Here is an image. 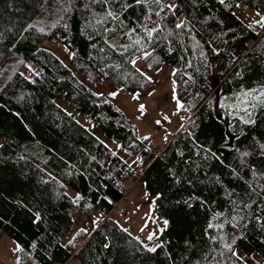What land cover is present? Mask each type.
Instances as JSON below:
<instances>
[{
	"label": "trees",
	"instance_id": "obj_1",
	"mask_svg": "<svg viewBox=\"0 0 264 264\" xmlns=\"http://www.w3.org/2000/svg\"><path fill=\"white\" fill-rule=\"evenodd\" d=\"M262 17L264 0H0V239L16 242L13 264L264 259V106L250 109L253 123L223 106L264 87ZM146 29L158 30L149 39ZM56 40L74 68L45 46ZM141 55L142 70L131 62ZM165 62L188 117L155 155L132 116L88 82L147 95L155 84L143 69ZM136 172L168 222L155 252L114 216ZM85 211L98 213L94 227L73 232Z\"/></svg>",
	"mask_w": 264,
	"mask_h": 264
},
{
	"label": "rangeland",
	"instance_id": "obj_2",
	"mask_svg": "<svg viewBox=\"0 0 264 264\" xmlns=\"http://www.w3.org/2000/svg\"><path fill=\"white\" fill-rule=\"evenodd\" d=\"M45 46L53 50L67 65H69L71 68H74L69 51L63 41H48L45 42ZM142 58V55L135 58V64L141 70ZM139 60L141 61V63L139 62ZM160 71L161 70L156 72L152 71L148 66H145V68L143 69V72L150 78H152L155 84V88L147 95H143L140 92L132 94L125 88H123V91L120 92L121 88H115L110 86L109 84L106 86V83L104 81L97 84L88 82V84L93 89H95L99 93L106 95L108 98H111L117 104L119 102H124L127 98H129L128 96H131L133 98L138 97L135 98L136 102L129 100V102L133 105L132 111H129L128 108L123 109L128 113H132L134 112V110L140 111V105L145 106L143 113H137L135 116H132L131 120L137 126L139 136L151 137L154 144V153H156L157 150L161 149L162 145H165L169 141L168 139H166L165 133H168L170 135L176 133L179 128L183 126L188 117L187 110L178 107L179 100L175 95V87L173 83L174 81L172 79V75H170L171 71L169 70V68L162 70L161 73ZM114 92L117 93V95H111V93ZM57 101L64 109L72 113L78 121L100 135L109 146L117 149L122 156H124L126 159L127 157H131L132 159H134L131 154L127 153L126 150L120 148L119 144L116 141H114L110 137L108 138L85 116L78 113L62 99L59 98L57 99ZM165 116L168 117L167 120L164 119ZM157 121H160V123L157 124ZM1 141L2 139H0V142ZM136 174L138 175L137 172ZM135 183H138V181L136 180L133 183V186L131 185L132 187L130 190H128L129 192L127 191V194L135 201L129 202L131 206L128 205V208L124 211V213L121 214L122 211H116L114 216L117 217V220L123 227L137 236L145 245L152 248L160 243L159 233L164 227L165 223L163 219L157 218L156 220H153V217H148L152 215V213H155L153 203L149 197L145 196V198H143L141 192H135ZM146 194L149 196L148 193ZM123 201L124 199L121 200L119 204L127 206ZM97 216L98 213L96 212L85 211L80 215V219L76 222L73 232L80 227H84L85 229L93 228L94 220L98 218ZM153 232H155L156 235L152 240H149L148 236ZM16 253V242L6 236L0 239V259L4 260L2 264H13V257L16 255ZM237 254L249 264H264V259L257 253L248 256L241 251H237ZM68 264L80 263L76 259H70L68 261Z\"/></svg>",
	"mask_w": 264,
	"mask_h": 264
},
{
	"label": "snow or ice",
	"instance_id": "obj_3",
	"mask_svg": "<svg viewBox=\"0 0 264 264\" xmlns=\"http://www.w3.org/2000/svg\"><path fill=\"white\" fill-rule=\"evenodd\" d=\"M137 2H140V0H137ZM155 3H160V0H154ZM221 3H224L225 0H220ZM169 8H172V5H168ZM109 15H111V13H109ZM256 23L264 26V17H262V19L260 21H257ZM183 25L181 23H178L176 25L177 28L182 27ZM158 29H151V30H147V35L148 38L151 39L153 36V33L156 32ZM41 31H43V29H41ZM136 44H140V41L137 40L135 42ZM141 47H143V45H141ZM150 55L149 52L145 51L144 52V57L147 58ZM133 64H135V60L131 61ZM151 66V65H150ZM150 79V78H149ZM111 95L115 96L117 95V93H111ZM138 98V97H135ZM175 99V96H174ZM238 103L235 105H229V104H225L223 105L225 108H235L238 112L239 111H243L249 118L247 120H244L245 123H253L254 121L251 120V111L250 109H256L258 106H264V87H261L260 89H251V90H247V91H243L241 92L240 96L238 97ZM178 107H183V105L178 103ZM145 106L141 105L140 106V111L143 112L144 111ZM165 120L168 119L167 116L164 117ZM160 121H157V124H159ZM147 139V137L145 138ZM246 155V153H245ZM165 224H167V221H164ZM147 226V225H145ZM84 231V230H81ZM125 231H127V229H125ZM161 231H163V229H161ZM156 233L153 232L148 236L149 240H152L155 237ZM226 248H228L229 250H231V245H225ZM149 251L155 252L156 248H151L149 249ZM233 255H237V253H233Z\"/></svg>",
	"mask_w": 264,
	"mask_h": 264
},
{
	"label": "crops",
	"instance_id": "obj_4",
	"mask_svg": "<svg viewBox=\"0 0 264 264\" xmlns=\"http://www.w3.org/2000/svg\"><path fill=\"white\" fill-rule=\"evenodd\" d=\"M143 67V66H142ZM166 68H169V70L171 71V74H172V67H171V65L169 64V63H167V62H165L164 64H163V66H162V68H161V71L162 70H165ZM161 71H160V73H161ZM170 74V75H171ZM101 82H103V81H101ZM105 82V81H104ZM106 84V86L108 85V83L107 82H105ZM111 86V85H110ZM123 88H121L120 89V92L121 91H123L122 90ZM127 95V94H126ZM129 98H127L124 102H119L118 104L122 107V108H128L129 109V111H132V109H133V105H132V103H130L129 102V100L130 101H133V102H136V100H135V98H133V97H131V96H128ZM121 99V98H120ZM179 103V102H178ZM141 106V105H140ZM139 106V107H140ZM126 111V110H125ZM127 112V111H126ZM137 113H143V112H141V111H139V110H137V111H135L134 110V112H132V113H128L127 112V114L128 115H130V116H135ZM112 147V146H111ZM127 159H128V161H129V163L131 164V166L132 167H137L138 166V172H139V164H138V160L134 157V159H132L131 157H127ZM136 180L138 181V183H135V192H141V194H142V196H143V198H145V196H147L148 197V195L146 194L147 192H146V189L144 188V186H143V182H142V180L139 178V177H136ZM143 187V188H142ZM131 189V188H130ZM129 189V190H130ZM144 190V191H143ZM129 192V191H128ZM133 195H134V192H133ZM124 199V203L127 205V207H128V205H130L129 204V202H133V201H135L133 198H131L128 194L127 195H125V197L123 198ZM131 206V205H130ZM149 218H151V217H153L152 219L153 220H155V213H152V215H150V216H148Z\"/></svg>",
	"mask_w": 264,
	"mask_h": 264
},
{
	"label": "bare ground",
	"instance_id": "obj_5",
	"mask_svg": "<svg viewBox=\"0 0 264 264\" xmlns=\"http://www.w3.org/2000/svg\"><path fill=\"white\" fill-rule=\"evenodd\" d=\"M92 180V179H91ZM202 197V196H201ZM221 210V209H220ZM227 210V209H226ZM218 211V210H217ZM228 212H230V211H228ZM219 213V212H218ZM226 215V214H225ZM221 216V215H220ZM250 224V223H249ZM136 253H134V255H135ZM138 262V261H137ZM62 263V262H61ZM134 263V262H133ZM60 264V263H59Z\"/></svg>",
	"mask_w": 264,
	"mask_h": 264
}]
</instances>
